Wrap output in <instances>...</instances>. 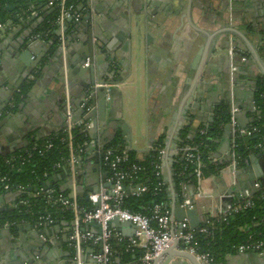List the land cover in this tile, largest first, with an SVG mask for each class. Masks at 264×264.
<instances>
[{"label":"crops","instance_id":"obj_1","mask_svg":"<svg viewBox=\"0 0 264 264\" xmlns=\"http://www.w3.org/2000/svg\"><path fill=\"white\" fill-rule=\"evenodd\" d=\"M120 1L122 0H97L96 4H92L90 10L83 11L82 15L84 17L89 14L91 19H95V21L99 19L100 24L97 22L99 28L97 31L100 36L103 35L104 41L107 40V34L111 35L112 33L114 34L115 32L124 29V21L119 18L121 9H114L112 5ZM152 1L160 6L159 8H157L158 6L156 5L145 9L154 14L153 20L155 23L150 24L151 27L149 30V34L153 38L152 44L148 48L144 46V37L141 35L139 38L140 52L137 53L135 44L131 43V60H125L124 62V67H128V70L127 72H123V69H120V76L123 77V80L120 84L112 86L109 99H107L106 121H108V123L105 127H97L96 130L97 142L105 145V142L110 140L111 142L114 139L121 140L120 131L114 129V123L119 122V120L126 123L130 129V148L136 152V156L139 159H143L148 153H145L146 150L150 151L153 144H155L157 139L162 136L164 137L163 143L165 148L167 136L170 133L172 125L171 114L176 111L178 96L188 76L189 64L196 53L198 46L202 44L205 39V35L213 36L212 34H214V32H219L221 30V27L219 26L221 19L225 16V5H223L222 0H190L192 2V10L186 13L185 8L181 7L186 0ZM239 1L240 0H235V4L239 3ZM246 3L247 6L245 8L248 12L246 17H244L245 13H243L242 19L244 22L257 19L256 21L259 25L258 30H260V34L253 36L247 35L244 32L246 28L239 23L240 20H235L232 25L225 21L222 22L224 24L223 26L228 24L238 30L240 34L245 36L248 43L245 44L240 38L235 39L228 35V39L231 43L239 40V43L237 44H241L239 45L241 47L238 50L240 52V58L236 61V64L238 65V72L236 73L237 79L234 81V84H232L233 86H225V79L230 72V70L227 69V66L219 69L217 66L212 67V65L209 69L206 65L203 66L199 77L203 78L204 82L197 84L196 92L191 104V107L194 106L196 108L195 112L199 113V117L192 119L190 123L187 121L184 122L183 127L187 124L191 125V123L193 128H199L200 124L208 125L207 120L213 115L214 106L220 101L225 103L221 97L224 93L227 94L228 101L232 95L234 104L240 108L239 113L242 111L243 116L240 123L243 124L245 128L252 125L253 118L249 113V111H253L250 108L253 101L252 97L254 91L258 87H264V0H246ZM106 4L112 5V8L110 10L105 8ZM254 6L258 7L259 13ZM32 8L33 9H30V12L27 13L26 16L22 17L21 20L19 19L18 22L13 25V29L18 28V30H16V35L14 38L7 40V45L4 46L0 52L1 85L6 84V82H12V84L17 83L20 78L16 64H14L12 57L7 53V47L11 43H14L17 40L16 38H27L28 34H31L33 30L31 37L36 39V41L39 40L42 42L36 47V57H38V54L42 55L44 49H49V43L51 41H48L47 37L34 34V32L42 27L41 24L43 22L40 14L49 13L50 9L47 8V6ZM45 8H47L48 11H46ZM79 8L82 9L81 6ZM236 8L239 9V7ZM32 15L36 16L34 20L29 19ZM16 16L17 14L13 15L11 19L16 18ZM26 20L28 22H26ZM21 22L25 23V27L19 29ZM53 23H51L50 26H55ZM79 28H81L79 33L72 40V45H75L76 47L80 46V39L84 41L88 35L87 32L84 31L85 27L81 26ZM13 29L11 27L6 29V33L10 34ZM55 29L56 28H54V31ZM36 36H38V38ZM198 37H202L203 39ZM196 38L199 39V42L197 41V44H193L194 39ZM225 39L226 37L223 38L224 42ZM45 40L47 42H45ZM242 58L245 60L243 61ZM55 60L57 59H54L52 61L53 63L50 64L51 67H47L41 72L39 79L35 76L37 83L36 85L35 83H32V86L34 85L35 87L32 91L29 90L30 92H27L30 94L29 96L24 97L26 105L29 107L31 117H33L32 120L35 121V126L26 125L24 123L25 115H23L21 119L11 118L7 121L10 130L9 134L11 135V133H15L16 139H19L22 142H24L27 137V140L34 136L39 139L48 137L61 129L64 124L61 85L55 79L57 77V71L52 69V67L58 68V62ZM105 69L106 67L104 64L94 63L93 70L95 71V78L97 79L98 76L101 78V74L105 72ZM108 77L105 78L106 81L108 80ZM89 78V73L80 74L79 77H77V84H74V87L70 92L72 94L71 106L73 112H76V120L83 116V113L80 114L79 111V107L86 96L83 97L82 86L88 83ZM98 102V99H96L90 103V106L94 109V107L98 105ZM123 104L132 107L134 115L132 114L133 118L131 119H136L134 120V123L129 121V114L123 113ZM242 106H244V108H242ZM135 113H137L138 116L136 118L134 117ZM27 117L30 118V116ZM90 122L92 124V121ZM228 137L230 139L231 133L226 126L223 128L222 135L219 141H217V147L213 154L217 153L218 159L221 160L222 163L227 164L219 174L203 177L199 186L203 197H196V187L194 184L186 185L184 190H182V192L184 191V195L192 200L193 206L197 208L200 225L203 224L207 217H217L220 207L224 208L231 201L227 196H237L240 193L241 187L243 188V191L247 190L251 192L254 191L253 184L256 182L264 187V152L261 157L262 160H260V158H255V161L251 162L250 170L246 167V162L244 163V166L237 167L234 179L231 175V171L227 168L230 160L227 154L228 151H226L228 146L226 143L222 144L225 138ZM222 139L224 140L222 141ZM29 143L30 142H28V145ZM16 147H18L17 144L14 148ZM123 147H125L124 143ZM22 149L25 148H20V150ZM17 151L18 150H15V152ZM256 152L258 151L253 150L248 156L254 155ZM11 154L13 153H8V148L0 147V155ZM89 157H92L91 160L85 162ZM262 161L263 163L261 164ZM214 164H218V162H214ZM256 164L261 168L259 179L255 178L254 167ZM97 165L99 167L98 172H96L93 167L95 166L94 155L88 156L82 162L79 174L81 175V180L88 182L89 187H91L92 183L93 186L99 181L100 191L101 189L103 190L106 188L107 172L102 165L98 163ZM162 168L161 158L160 175ZM64 172L65 171L62 170L55 178L59 189H63L65 186L64 181H68L67 174L63 175ZM162 183L165 192L170 191L169 186L165 184V182ZM179 196L182 198L181 194H179ZM166 198L169 206L171 204L172 196H166ZM2 206L4 208H13L14 205L3 204ZM3 214H0V216ZM55 220V222H60L59 226H54L53 224L54 228L52 227V229H47L43 232L33 224L26 222L18 223L16 226H21L23 228H20L22 229L19 236L20 243L29 245V238H34L37 235L41 238L39 235H43L47 239L64 240L63 245H66L69 231L68 223L61 220L60 217ZM28 226H30V228H28ZM15 227L12 228V234L17 232ZM2 228L3 227L0 229ZM84 230H90L95 234L100 233V228L97 224L94 226L88 225ZM111 235L114 239L119 238L123 241H128L133 237L134 229L127 226L120 229L112 228ZM9 245H11L9 242V236H0V250L10 247ZM62 253L57 252L56 254L57 264H71L69 260L71 256L60 260L58 259L60 255L69 252L64 253L62 249ZM85 253V262L91 264L89 256L91 255L92 250L90 249L89 252L85 251ZM172 262L174 264H190L188 261H183V259L181 261L177 258H173ZM218 264H264V252L261 254H238L235 252L224 256L223 261Z\"/></svg>","mask_w":264,"mask_h":264},{"label":"water","instance_id":"obj_2","mask_svg":"<svg viewBox=\"0 0 264 264\" xmlns=\"http://www.w3.org/2000/svg\"><path fill=\"white\" fill-rule=\"evenodd\" d=\"M183 2V1H181ZM223 5H225V16L221 19L220 26L221 30L218 32H214L213 36L205 35V39L203 40L202 44H200L197 48L196 53L194 54L187 73V79L185 80L176 105V111L171 114L172 125L170 128V133L167 136V140L165 143V148L162 151V170L159 180L165 182L170 188V191L165 192L166 196H172L171 204L165 206L169 208L171 219L177 222H181L184 219L188 220V224L191 230H196L200 226V218L197 212V208L193 206L189 210H182L180 208L181 205V197L179 196V192L177 190V185L174 180V169L173 166L177 162L176 158H183V155L177 153L179 148V135L180 131L183 128L184 122H191L192 119L199 117V113L195 112L196 108L194 106L191 107L196 86L198 83H203V78L199 77L201 69L203 66H207L209 69L212 65L217 66L219 68H224L227 66V69L230 70V67L233 66L236 68V72H238V65L236 64L237 59L240 58V52L238 51L241 46L239 40L236 42L231 43L228 39V35L232 36L235 39L240 38L243 40L245 44L247 40L244 35L240 34V32L234 27L230 26L232 23L234 24L235 20H240V24L244 26L245 33L247 35H259L260 30H258L259 25L256 20H247L244 22L242 19L243 13H245L244 17L247 16L246 10V0H240L239 3L235 4V0H222ZM97 1L93 2V5L96 4ZM262 3V2H261ZM114 9H121L119 13V18L124 21V29L119 30L112 33L107 34V40H103V35L100 36L98 33V23L100 22L99 19L95 21V19H91L90 15L88 14L86 17H82L81 21L78 23H74L71 18H68L64 21L63 25L59 23H53L56 26L54 31L55 39H53L49 43V49L43 50L42 55L38 54L36 57V47L39 46L42 42L36 39H33L32 34H28L27 38L23 37V39H18L11 43L7 47V53L12 57L14 64H16L20 78L17 83L6 82V84L0 83V147L8 148V153H14L15 150H20V148H26L28 142L25 140L22 146H18L13 148L18 143L19 139H16L15 133H10L8 120L11 118H20L25 115L24 123L26 125L35 126V121L32 120L29 107L26 105L25 99L22 102L15 106L12 111H6L9 104L13 101L14 94L20 92L22 86L24 84L29 83H37V79H39L41 72L46 69L47 67H51L50 64L53 63L54 59L58 65L57 67H52L54 71H57V77L55 78L57 82L61 85V92L63 96L67 93L68 96L71 98V89L74 87V84H77V77L83 73H89L90 78L88 83L82 86V94L83 97L87 93L91 94V102L98 99V105L94 107V109L88 114L84 119L87 121H92L91 128L89 130L90 138L97 141L96 138V130L97 127H105L108 121H106V108H107V99L104 89L101 87L103 84H109L111 86L118 85L122 82L123 77L120 76V69H123V72H127L128 67H124L125 60L130 59V47L131 43H134L136 46L137 53L140 52V44L139 38L141 35L144 37V46L147 48L152 44L153 38L149 34L150 24L155 23L153 20L154 14L151 12L146 11L145 9L151 8L154 6H158L152 0H122L116 4H112ZM112 5L106 4L105 8L109 10L112 8ZM194 5V4H193ZM82 7V5H81ZM158 6L157 8H159ZM181 7L185 8V13L192 10V2L190 0H186L184 5L182 4ZM236 7H239L236 8ZM256 11L258 12V7L254 6ZM33 9V8H32ZM48 11L47 8H45ZM12 8H9L11 11ZM79 10H81L79 8ZM53 11L50 9V12ZM30 12V11H29ZM49 12V13H50ZM254 12V10H253ZM49 13H43L41 15L42 22L49 16ZM259 13V12H258ZM26 12L18 13L16 18H12L6 22V24L2 25L0 28V52L7 45L8 41L16 35V30L18 28L13 29V25L18 22V20L24 16H26ZM39 15V14H37ZM260 15V14H259ZM36 18L35 15L29 17L30 20H34ZM229 23L230 25L223 26L222 22ZM26 22H28L26 20ZM98 22V23H97ZM70 24V27L67 26ZM100 24V23H99ZM85 27L87 32V38L83 41L80 39V46L76 47L72 45V40L76 37L79 33L81 26ZM9 26V27H8ZM12 28V32L10 34L6 33V29ZM25 23H20L19 29L24 28ZM225 27V28H224ZM232 27V28H231ZM71 28V31H70ZM226 37L225 42L223 38ZM202 38V37H198ZM198 38L194 39L193 44H197L196 42L199 40ZM203 39V38H202ZM7 42V43H6ZM45 42H47L45 40ZM199 42V41H198ZM101 44V45H99ZM55 45V46H54ZM54 46V47H53ZM232 49L234 54L232 56L228 55V51ZM119 55V56H118ZM99 57V58H95ZM53 59V60H52ZM88 62V67L85 68L84 64ZM104 64L106 69L101 74V78L98 76L96 79L95 71L93 70V64ZM110 65H109V64ZM48 64V66H47ZM110 66H108V65ZM109 67V68H108ZM57 68V69H56ZM37 76V79L35 78ZM109 76V77H108ZM115 76V77H114ZM108 77L106 81L105 78ZM228 76L225 79V86H230L228 81ZM95 84H98L99 87L94 88ZM35 86L33 85L30 89ZM112 89V88H111ZM29 91V92H30ZM111 92V91H110ZM30 94L26 93L25 97L29 96ZM222 100L229 106L228 103V96L227 94H223ZM253 98V97H252ZM22 99V98H21ZM221 103L218 102V104ZM65 104V103H64ZM78 104V103H77ZM216 104V105H218ZM80 105V104H79ZM215 105V106H216ZM72 107V106H71ZM191 107V108H190ZM244 108V106H242ZM246 109V108H245ZM66 111V106H63V114ZM80 114L83 113V109L79 107ZM206 111V110H205ZM252 118L255 114V111H249ZM79 114V115H80ZM242 111L236 115V120L240 128H245L243 124L240 123L242 120ZM27 116H30L28 118ZM76 112H73L72 118L75 121ZM213 116V115H212ZM212 116L208 118V124L212 123ZM78 119V118H77ZM118 121V120H117ZM253 122V121H252ZM192 125V123H191ZM190 125V132L196 131L197 128H193ZM28 127V126H27ZM227 128L232 133V127L227 125ZM114 129L120 131V138L121 141L124 143V150L131 151L130 148V129L123 121L119 120V122L114 123ZM14 130V129H13ZM224 138V137H223ZM39 138H30V142L33 140H38ZM256 137L252 138H245L244 142L246 145L249 144L250 140H254ZM224 139H222L223 141ZM11 143V144H8ZM111 140L105 142V146L110 144ZM226 143L228 146L227 154L229 158V151H230V139L225 138L222 144ZM145 151V150H144ZM258 151V150H255ZM149 152L146 150L145 153ZM217 152V150H216ZM220 152V151H219ZM264 149L256 152L254 155L248 156L245 160L246 167L248 170L251 169V162L255 161V158L262 160L261 157L263 155ZM92 157H89L85 160H91ZM95 166L94 170L98 172L99 167L98 157L95 155ZM210 162H219L222 163L221 160L218 159L217 153H214L210 156ZM263 161L261 162V164ZM255 166V165H254ZM82 167V164L76 166L77 170V183L78 186L74 190L76 193L77 198H83L85 192H92L98 193L99 192V181L91 187H89L88 182L81 180V175L79 174V170ZM261 172V168L258 164L254 167L255 178L259 179ZM64 172L63 175H65ZM235 172L233 177L235 179ZM64 181L65 186L63 189H60L62 192H68L67 197H73V189L71 183L69 181ZM106 188H110L109 184L106 185ZM243 191L241 187L240 192ZM22 195L21 192H9L6 191L3 195H0V214L4 212H11L14 207L4 208L3 204H11L14 205L17 203L18 198ZM191 200V199H190ZM192 201V200H191ZM2 216H0V219ZM91 226H94L95 223H90ZM16 226V225H15ZM134 227L128 222H119L118 220H114L110 227L107 229L110 230L112 228H123V227ZM21 226H16L15 230L17 232L12 234V227H5L0 229V236H9V242L11 245L10 247L4 248L0 250V264H57L56 261V254L57 252L62 253V245L63 240L52 239L51 242H45L42 238H39L38 235L34 238H29V245L21 244L20 243V231L23 229ZM30 228V226H28ZM54 228V227H53ZM52 229V228H51ZM50 230V229H49ZM40 236V235H39ZM176 246V245H175ZM175 246L165 251L159 258L163 259L161 264H174L172 262L173 258H177L182 261H188L190 264H199L196 260L183 252H178L175 249ZM90 249L86 248V252H89ZM70 253H65L64 255H60L58 258H68L70 257ZM92 262V260H90ZM158 263V260L155 262ZM180 263V262H179Z\"/></svg>","mask_w":264,"mask_h":264},{"label":"built area","instance_id":"obj_3","mask_svg":"<svg viewBox=\"0 0 264 264\" xmlns=\"http://www.w3.org/2000/svg\"><path fill=\"white\" fill-rule=\"evenodd\" d=\"M66 0H46L47 8H55L58 11V16L54 23L63 25L64 21L71 18L73 22H80L83 15L76 12L72 6H65ZM97 0H85V4L82 5V12L91 9L93 2ZM2 28V25H0ZM38 38V36H36ZM233 50L228 51V55L232 56ZM244 61L245 59L242 58ZM84 67H88V62L84 64ZM236 70L235 67H230V74ZM99 87L95 84L94 88ZM101 87L104 89L106 99H109V94L112 86L109 84H103ZM91 94L87 93L80 108L83 109V116L78 120H73V108L70 105L69 96L66 93L64 96V103L66 111L64 113V125L62 127L63 136L60 138V142L65 145L68 151V157L60 163L55 165L57 170H64L67 174V180L71 183L73 189V197L68 198L67 195H63L62 191H57L52 188L41 189L45 196H47L48 202L52 206L57 207L61 212L68 213L69 218L65 219L63 216L61 220L68 223L69 231L66 239V246L70 251L71 264H87L84 260L86 248L92 250L89 258L92 260L91 264H161L163 259L160 256L168 249L175 246V249L179 252L186 253L192 256L199 264H211V259L207 254L200 253L194 243L196 234H206V227H198L196 230H191L188 224V220L184 219L181 222H177L171 219L170 211L163 204L153 205L148 215H141L132 213L121 207L123 199L127 194L139 195L144 193L147 188L145 186L133 185V181L136 179L137 173L142 169L135 164L129 165V167H123L128 162L126 155L127 151L119 153L112 147H106L99 142L89 137V130L91 128V122L84 118L90 114L93 107L90 106ZM229 114L230 121L229 126L232 127V133L230 137V151H229V165L227 168L231 171L233 176L238 163L236 161L235 149L237 148L236 140L239 138H250L256 129L253 126L248 128H240L236 120V115L240 112V108L234 104L232 95L229 98ZM250 108L255 111V103L252 101ZM77 128L78 134H80L85 140L82 144H75L73 129ZM204 133L203 130L200 131ZM52 148L50 142L45 143L42 148H32V151H36L40 156L46 151ZM258 145L256 149H260ZM20 151V150H18ZM179 154L183 155V159L191 165L192 176L194 177L196 187V197L201 198L202 192L199 186L203 180V168L204 164L201 159V155L198 151V147L195 145L185 146L178 148ZM177 152V153H178ZM12 155V154H11ZM96 155L103 168L107 172V184L110 188L101 189L98 193L85 192L83 198L87 201L88 207L81 206L78 203V198L74 190L78 186L77 183V170L76 166L82 164L84 159L88 156ZM33 153L26 151L23 156L17 157L21 163L30 160ZM14 157H11L7 163L11 162ZM178 159V158H177ZM176 159V160H177ZM158 169L157 176H160V165L156 166ZM185 177V173L182 171L177 175V178L182 179ZM187 184H180L181 190H184ZM259 183L253 184V189L258 190L260 188ZM6 191L10 188L8 185L4 186ZM16 192H23L22 188L16 189ZM68 194V192H67ZM181 205L182 210H189L193 207V203L184 195V191L181 193ZM251 191H242L237 196H227L231 199L224 208L220 207L218 218L226 219L227 216L232 213H238L246 210L253 205L251 200ZM238 199L242 201L241 204H235L232 200ZM19 204H25L19 201ZM18 204H14V209ZM114 220L119 222H128L134 227V235L128 241L122 239H115L117 242H124L127 245V250H138L141 255L132 262H122L115 259V252L111 249L108 241L113 238L111 235V229L107 231ZM54 219L47 215L39 218L38 226H43L44 230L51 229L54 224ZM24 223V222H23ZM90 223H95L100 228V233L95 234L90 230H84V228ZM204 223L208 224V220ZM13 224L4 223L3 228L11 227ZM40 237L45 242H51L52 239H47L43 235ZM264 243L261 241H253L251 237L245 243H242L234 247V251L238 254L246 253H263L262 248ZM158 260V263H155Z\"/></svg>","mask_w":264,"mask_h":264},{"label":"trees","instance_id":"obj_4","mask_svg":"<svg viewBox=\"0 0 264 264\" xmlns=\"http://www.w3.org/2000/svg\"><path fill=\"white\" fill-rule=\"evenodd\" d=\"M85 4V0H66L65 6H72L73 9L83 14L79 7ZM46 0H0V25L6 24L13 15L18 13H29L32 7L45 6ZM9 8H12L9 11ZM53 11L49 13V16L41 24V28L37 29L34 34L47 37V40L52 41L55 39L54 28L50 26L57 16L58 11L52 8ZM70 27V24L67 25ZM30 84H24L20 90V94L25 93ZM19 95L15 96V100L19 101ZM253 102L255 103V114L253 116L252 125L256 132L252 134V137H256L254 140H250L246 145L245 138H239L236 140L237 148L235 149L237 167L244 166L245 160L250 152H253L254 148L258 145L261 149L264 148V87H258L253 94ZM212 123L205 125L200 124L196 131L190 132V125H185L180 131L179 135V148L185 146L195 145L198 147V151L201 155V159L204 164L203 177H209L211 175L219 174L220 171L226 166L227 163L214 164L210 162V156L213 154L217 147V141H219L223 128L229 124L230 114L229 106L226 103H219L214 106ZM204 133L201 134L200 131ZM74 135L75 144L79 145L84 142V138L78 134L77 128L72 131ZM63 136L62 129L38 140H33L29 145L20 151L13 153L12 155H0V195H3L6 190L5 185H8L9 192H16V189L22 188V195L17 200V207L11 212H5L0 219V228L4 223L13 224L11 227L21 222H26L37 226L42 232L43 226H38L39 218L50 215L54 221L55 219L63 216L68 219L70 216L68 213L61 212L57 207L52 206L48 202L47 196H45L41 189L52 188L60 191L57 183L56 176L62 170H57L55 165L67 159L68 151L64 144L60 142V138ZM50 142L52 148L49 151L43 153L40 156L36 151H32L33 147L36 149L42 148L45 143ZM164 137L157 139L153 144L152 149L146 154L143 159H139L136 156V152L131 150L126 152L128 162L123 167H129L131 164H135L142 170L137 173L136 179L133 181V185L145 186L147 190L144 193L137 195L127 194L123 199L121 207L132 212L141 215H148L150 208L155 204H167V198L165 188L160 176H157L158 169L156 166L161 164V155L164 148ZM106 147H112L119 153L124 151L123 143L119 139H114ZM26 151L33 153L30 160L21 163L17 157L23 156ZM14 157V159L7 163L8 160ZM174 180L177 185L179 194L182 193L180 184H195L194 177L192 176V168L183 158H178L177 162L173 166ZM185 173V177L182 179L177 178L180 172ZM258 190H254L251 195L253 205L238 213H232L227 216L225 220L222 218L207 217L208 224L204 223L199 226L206 227V234H196L194 243L200 253L207 254L211 259V264H218L223 261L224 256L235 253L234 247L245 243L249 237L253 241H261L264 243V187L260 184ZM63 195H67V192H63ZM19 201L25 204H19ZM235 204H241L242 201L238 199L232 200ZM78 203L81 206L88 207V203L84 198H78ZM166 207V206H165ZM169 209L168 207H166ZM60 222H54V226H59ZM111 249L115 252V259L122 262H132L136 260L141 252L138 250H127L126 243L117 242L114 238L108 241ZM63 249V248H62ZM264 252V247L262 248Z\"/></svg>","mask_w":264,"mask_h":264},{"label":"flooded vegetation","instance_id":"obj_5","mask_svg":"<svg viewBox=\"0 0 264 264\" xmlns=\"http://www.w3.org/2000/svg\"><path fill=\"white\" fill-rule=\"evenodd\" d=\"M236 70L233 72V73H231L230 74V72L228 73V81H229V83H230V85H232V84H234V81L237 79L236 78ZM30 84V87L28 88V90L25 92V93H23V94H20V92H18V93H16V94H14V96H13V101L9 104V106L7 107V110L6 111H12L13 112V109H14V107L15 106H17V105H19L21 102H22V100L24 99V97H25V95H26V93L31 89V87H32V84L31 83H29ZM28 84V85H29ZM233 86V85H232ZM16 95H19V101H16L15 100V96ZM22 98V99H21ZM69 100H70V105H71V98L69 97ZM62 102H63V106L65 105L64 104V101H63V99H62ZM64 125V124H63ZM63 127V126H62ZM62 129V128H61ZM60 130V129H59ZM58 130V131H59ZM30 136V135H29ZM28 138V137H27ZM27 138L25 139L27 142H30L29 140H30V138H32V139H34L35 138V136L34 137H30L29 138V140H27ZM18 143H16L18 146L19 145H23L24 144V142H22V141H17ZM8 144H11V143H8ZM12 146H16V145H12ZM13 147V148H14ZM254 150H258V151H260L261 150V148L260 149H256V148H254ZM98 164H100V162H99V160H98ZM101 165V164H100ZM64 241V240H63ZM63 246V252L65 253V252H69L70 253V251L68 250V248H66V245H62ZM68 250V251H67ZM63 254V253H62Z\"/></svg>","mask_w":264,"mask_h":264},{"label":"rangeland","instance_id":"obj_6","mask_svg":"<svg viewBox=\"0 0 264 264\" xmlns=\"http://www.w3.org/2000/svg\"><path fill=\"white\" fill-rule=\"evenodd\" d=\"M130 92H129V94H130ZM123 113L129 114V116H130L129 121L132 122V123H134V120H136V119H134V120L131 119V118H133L132 114L134 115L132 107L126 106V105L123 104ZM134 117L135 118L138 117L137 116V113H135V116Z\"/></svg>","mask_w":264,"mask_h":264}]
</instances>
